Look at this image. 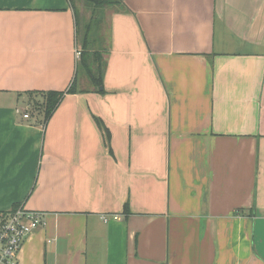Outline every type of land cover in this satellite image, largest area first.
I'll list each match as a JSON object with an SVG mask.
<instances>
[{
    "label": "crops",
    "instance_id": "crops-1",
    "mask_svg": "<svg viewBox=\"0 0 264 264\" xmlns=\"http://www.w3.org/2000/svg\"><path fill=\"white\" fill-rule=\"evenodd\" d=\"M117 2L105 93L45 123L74 9L0 0V212L44 220L19 264H264V0Z\"/></svg>",
    "mask_w": 264,
    "mask_h": 264
},
{
    "label": "trees",
    "instance_id": "trees-1",
    "mask_svg": "<svg viewBox=\"0 0 264 264\" xmlns=\"http://www.w3.org/2000/svg\"><path fill=\"white\" fill-rule=\"evenodd\" d=\"M118 0L114 1L118 4ZM72 8L74 9L77 21V33H79L78 13L75 9V0H69ZM86 2L94 8L95 16L99 11H103L104 7L111 5L110 0H86ZM100 22L97 17L93 18L85 27L82 37V43L79 47L81 51V57L78 61L77 71L71 86L63 92L49 91L38 94L41 97V109L44 114V122H48L54 113L57 111L59 105L62 103L66 95H76L82 93L95 92L98 94H104V74L106 71L107 63L104 60L103 51L94 48L95 42L97 43V29ZM84 73L89 80L90 85L94 90H84L79 87L80 74ZM37 104H40V102ZM35 103V106H37ZM36 109V108H35ZM100 128L104 131L107 146L111 152L110 147V131L105 125L104 121L99 118H95ZM129 206L126 205L125 212L128 214Z\"/></svg>",
    "mask_w": 264,
    "mask_h": 264
},
{
    "label": "built area",
    "instance_id": "built-area-1",
    "mask_svg": "<svg viewBox=\"0 0 264 264\" xmlns=\"http://www.w3.org/2000/svg\"><path fill=\"white\" fill-rule=\"evenodd\" d=\"M78 60L81 51H76ZM24 119H29L25 114ZM118 220V218H117ZM107 222V219H104ZM44 226L43 214L29 211L25 206L9 212H0V264H19L25 241Z\"/></svg>",
    "mask_w": 264,
    "mask_h": 264
},
{
    "label": "rangeland",
    "instance_id": "rangeland-1",
    "mask_svg": "<svg viewBox=\"0 0 264 264\" xmlns=\"http://www.w3.org/2000/svg\"><path fill=\"white\" fill-rule=\"evenodd\" d=\"M112 3L111 5H107L104 7L103 11H99L97 15L95 16L94 13V8L89 5L86 0H75V9L78 13V23H79V33H78V46L80 47L82 43V37L84 34V27L93 20V18L97 17L99 20L100 24L97 29V43L95 42L94 48L100 51H103V55L106 53V50L108 48V14L112 9H115L117 7L116 3L114 0H110ZM105 60V57H103ZM79 87L84 90H94L93 87L90 85L89 80L85 76L84 73L80 74V79H79ZM38 101H35L40 104H37L35 106L36 109H33L34 112L42 111L40 105H41V97H37ZM34 103V104H35Z\"/></svg>",
    "mask_w": 264,
    "mask_h": 264
}]
</instances>
